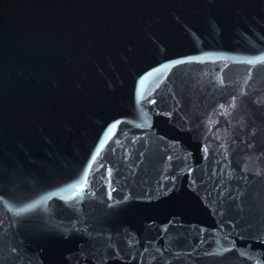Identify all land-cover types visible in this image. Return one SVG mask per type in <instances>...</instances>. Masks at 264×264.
<instances>
[{
    "label": "water",
    "instance_id": "water-1",
    "mask_svg": "<svg viewBox=\"0 0 264 264\" xmlns=\"http://www.w3.org/2000/svg\"><path fill=\"white\" fill-rule=\"evenodd\" d=\"M0 197V264H264V0H0Z\"/></svg>",
    "mask_w": 264,
    "mask_h": 264
},
{
    "label": "snow or ice",
    "instance_id": "snow-or-ice-1",
    "mask_svg": "<svg viewBox=\"0 0 264 264\" xmlns=\"http://www.w3.org/2000/svg\"><path fill=\"white\" fill-rule=\"evenodd\" d=\"M221 107H223V106L221 105ZM0 198H2V197H0Z\"/></svg>",
    "mask_w": 264,
    "mask_h": 264
}]
</instances>
